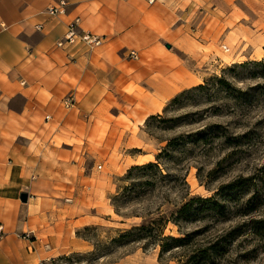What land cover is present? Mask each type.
Instances as JSON below:
<instances>
[{
    "label": "rangeland",
    "instance_id": "obj_1",
    "mask_svg": "<svg viewBox=\"0 0 264 264\" xmlns=\"http://www.w3.org/2000/svg\"><path fill=\"white\" fill-rule=\"evenodd\" d=\"M211 4L186 11L185 20L175 26L165 21L162 0L139 5L137 26L130 29L143 27L153 32V38L140 41L132 34L130 49L138 53L133 62L161 68L165 67L161 60L172 54L186 68L178 72L164 68V74L150 72L148 78L139 76L135 82L121 79L107 94L101 122L85 140L87 155L75 157L79 178L71 183L57 176L51 187L58 212L68 208V214L83 218L74 223V235L88 248L50 259V264L123 260L125 264H264V238L248 233L221 243L223 250L209 258L195 255V247L187 246L165 254L160 262L159 247L143 249V243L118 241L124 232L162 215L164 236L196 231L204 242L224 235L241 219L233 215L223 221V215L205 210L198 219L185 220L178 214L181 206L194 198H210L222 186L249 177L264 165V0H212ZM150 77L163 82L165 102L161 90L149 84ZM214 78H223L231 89L218 88ZM206 82L203 90H191ZM182 84L186 87L179 89ZM166 89L177 92L167 99ZM142 103L155 104L146 108ZM152 110L157 112L149 115ZM150 116L161 118L146 126ZM71 142L82 145L81 140ZM169 142L168 155L156 161ZM148 163H155L158 170L134 172L127 178L129 169ZM145 182L151 185L143 186ZM254 183L257 187L243 199L236 198L239 205L255 189L256 198H264V176ZM131 185L134 189L125 192ZM231 198L223 193L216 200L229 205ZM190 215L193 218L195 213Z\"/></svg>",
    "mask_w": 264,
    "mask_h": 264
},
{
    "label": "crops",
    "instance_id": "obj_2",
    "mask_svg": "<svg viewBox=\"0 0 264 264\" xmlns=\"http://www.w3.org/2000/svg\"><path fill=\"white\" fill-rule=\"evenodd\" d=\"M60 1L66 3L65 14L49 16L46 10ZM144 2L0 0V224L4 227L0 264H40L88 248L74 235V223L83 218L68 214V208L58 212L51 187L57 176L71 183L79 178L75 157L87 155L85 140L100 124L106 96L121 79L135 82L139 76L148 78L150 72L164 74V68L165 72L186 68L172 54L161 60L165 62L161 68L138 67L126 59L133 50L132 34L140 41L153 38V32L141 26L142 30L130 29L137 26L136 13ZM164 2L169 26L183 22L186 11L212 5V0ZM77 17L83 30L105 38L100 47H56L67 24ZM38 25L42 30H36ZM150 78L149 84L161 90L165 102L163 82ZM166 90L167 99L177 92ZM66 97L72 98V106H65ZM142 104L150 108L155 103ZM74 139L82 145H74ZM21 193H27L26 203L20 201ZM24 233L33 237L24 240L20 237Z\"/></svg>",
    "mask_w": 264,
    "mask_h": 264
},
{
    "label": "trees",
    "instance_id": "obj_3",
    "mask_svg": "<svg viewBox=\"0 0 264 264\" xmlns=\"http://www.w3.org/2000/svg\"><path fill=\"white\" fill-rule=\"evenodd\" d=\"M212 82L218 85V88L231 89V86L223 78H214ZM208 82L204 85L197 86L191 90H203L208 86ZM177 99L175 98L173 102ZM160 116H150L145 124L146 126L150 121L155 119H160ZM172 142L167 144L159 155L156 156V161L164 158L167 154V150L171 147ZM151 170H158V166L155 163H148L142 166L132 167L127 172V178H129L134 172H143V174L150 172ZM259 176H264V165L255 169L253 175L246 178H239L225 186L219 188L216 194L210 198L201 199L194 198L187 200L180 208L178 214L185 215V220L187 219H198L200 213L205 210L212 211L214 213H219L218 215H223V221H229V219L234 215L238 219H241L239 223L235 226L229 228L224 235L213 237L211 240L203 242V238L200 237V233L193 232H183L180 237L164 236L165 229V215L158 216L155 219H149L139 226L133 227L130 231L124 232L119 236L118 241H130L131 243H143L142 248L147 249L149 247H159V262L163 259L165 254L175 250L182 249L184 247L190 246L195 247L193 253L195 255L203 254L205 257H210L215 255L218 251H222L224 243L228 240H233L235 237H240L244 233H248L256 238H264V198H256L257 190L255 189L252 196L247 198L240 205L236 202V198L243 199V196L252 190V187L256 188V183L254 181ZM143 186L151 185L150 182H145ZM134 189L132 185L124 189L125 192H131ZM223 193H228L232 195V200L230 204H224L218 200L216 197L222 195ZM233 203V205H231ZM238 203V205L234 204ZM197 206V207H196ZM196 207V209H195ZM194 209V210H192ZM263 209V210H262ZM190 211H193L195 215H190ZM151 216V214H150ZM198 257V256H195ZM201 257V256H199Z\"/></svg>",
    "mask_w": 264,
    "mask_h": 264
},
{
    "label": "built area",
    "instance_id": "obj_4",
    "mask_svg": "<svg viewBox=\"0 0 264 264\" xmlns=\"http://www.w3.org/2000/svg\"><path fill=\"white\" fill-rule=\"evenodd\" d=\"M157 0H146L148 5H153ZM66 3L60 1L56 6L50 7L46 10V13L51 17H59L65 14ZM36 30H42V26H36ZM105 41V38L101 35L85 31L80 26V18H74L67 24V30L64 36L56 43L57 48L68 47H82L87 50H93L100 47ZM127 57L132 60L138 59V53L134 50L128 52ZM65 106L70 107L73 104V100L70 97H66ZM49 119V117H46ZM4 236V227L0 224V238ZM24 240H30L33 236L31 233H24L20 235ZM50 260L43 261L40 264H50Z\"/></svg>",
    "mask_w": 264,
    "mask_h": 264
},
{
    "label": "water",
    "instance_id": "obj_5",
    "mask_svg": "<svg viewBox=\"0 0 264 264\" xmlns=\"http://www.w3.org/2000/svg\"><path fill=\"white\" fill-rule=\"evenodd\" d=\"M166 48L169 49L170 46L169 45H166ZM27 197H28L27 193H21L20 196H19V199H20V201L22 203H26L27 202Z\"/></svg>",
    "mask_w": 264,
    "mask_h": 264
},
{
    "label": "bare ground",
    "instance_id": "obj_6",
    "mask_svg": "<svg viewBox=\"0 0 264 264\" xmlns=\"http://www.w3.org/2000/svg\"><path fill=\"white\" fill-rule=\"evenodd\" d=\"M259 55H260L259 57H262V55H263V51H261Z\"/></svg>",
    "mask_w": 264,
    "mask_h": 264
}]
</instances>
